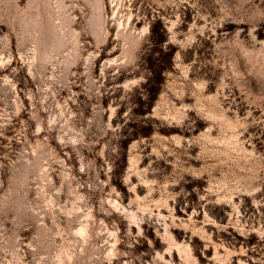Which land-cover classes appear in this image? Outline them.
I'll use <instances>...</instances> for the list:
<instances>
[{"label":"rangeland","instance_id":"rangeland-1","mask_svg":"<svg viewBox=\"0 0 264 264\" xmlns=\"http://www.w3.org/2000/svg\"><path fill=\"white\" fill-rule=\"evenodd\" d=\"M0 264H264V0H0Z\"/></svg>","mask_w":264,"mask_h":264}]
</instances>
